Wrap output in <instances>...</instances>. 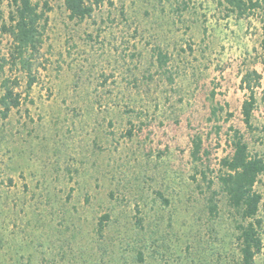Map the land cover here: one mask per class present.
<instances>
[{"label":"rangeland","instance_id":"1","mask_svg":"<svg viewBox=\"0 0 264 264\" xmlns=\"http://www.w3.org/2000/svg\"><path fill=\"white\" fill-rule=\"evenodd\" d=\"M40 1L37 82L0 117V264H239L241 220L222 194L209 214L203 173L219 191L231 127L264 157V0L243 15L225 0H109L83 22L63 0ZM3 21L0 85L16 78L25 91V74L3 65ZM252 71L250 130L241 83ZM256 189L264 264V176Z\"/></svg>","mask_w":264,"mask_h":264},{"label":"trees","instance_id":"2","mask_svg":"<svg viewBox=\"0 0 264 264\" xmlns=\"http://www.w3.org/2000/svg\"><path fill=\"white\" fill-rule=\"evenodd\" d=\"M3 1L0 0V20L2 21L4 18ZM7 1L10 8L9 25L3 21L2 30L12 38V49L9 57L4 59L3 65L9 66L12 71L18 70L24 73L27 82L25 91H20L21 84L18 79L6 78L2 81L0 117L3 120L9 118L14 110L20 108L37 82V62L45 41L50 12L47 2L42 4L40 0ZM108 1L63 0V4L70 20L83 22L91 18L95 10ZM225 2L240 15L245 14L248 8H256L259 5L251 0H225ZM157 62L158 66L163 68L167 66L169 57L159 51ZM260 80L261 75L252 71L244 75L241 83L242 89L248 92L241 114L245 126L250 130L253 127L252 117L257 105L256 88L259 87ZM213 114H216V109H213ZM228 138L231 153L219 162V171L216 176L220 185L219 191L214 189V179L203 173V180L206 181L208 190L205 194V202L209 214L215 217L219 212L218 196L222 194L225 197L229 208L241 220L237 226L239 264H254L255 258L263 248V220L258 218L263 198L256 187L261 177L264 176V157L251 151L249 143L240 130L231 127ZM193 144L192 157L194 160H200L202 141L197 138ZM105 220H109L108 215L101 218L102 222ZM100 226L102 227L103 224L101 223Z\"/></svg>","mask_w":264,"mask_h":264}]
</instances>
